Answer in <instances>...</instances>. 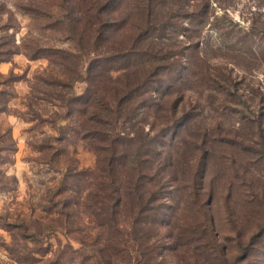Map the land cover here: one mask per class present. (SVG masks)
<instances>
[{
    "label": "rangeland",
    "instance_id": "obj_1",
    "mask_svg": "<svg viewBox=\"0 0 264 264\" xmlns=\"http://www.w3.org/2000/svg\"><path fill=\"white\" fill-rule=\"evenodd\" d=\"M66 1L74 9L72 15L80 18L81 14L75 6L76 0ZM62 2L0 0V58H6L0 60V108L6 107L0 111V264H46L53 257V251L59 247L68 243L74 247L81 245V235L74 231L76 225L68 223L65 215L60 214L65 210L64 195L58 192L63 188L66 177L93 169L97 157L90 145L77 134V111L62 104L55 96L68 90L79 95L85 90L86 83L79 78L75 80L78 75L74 71V80L69 79L66 67L61 65L58 57H51L52 60L44 56L30 59L26 55V50L42 46L72 53V61L67 66L73 70L88 65L94 53L86 52L83 55L80 50H88L94 42L90 39L80 40V31L83 29L77 19H74L72 25H66L63 17L66 11L61 6ZM135 2L125 0L116 4L114 9H109V14L121 22L132 17L135 20L141 19ZM200 4L202 12L208 15V21L200 27L199 36L205 43L203 47L210 62L214 65H227L230 69L239 61L250 68L243 70L235 66L234 81L229 87L243 93L249 105V108L244 106L246 114L250 115L258 107V100H261L260 111H263L264 0H206V4ZM195 6L194 0H160L154 17H171L189 27V14H192ZM253 26L257 27L255 34L247 37L245 44L249 45L253 41L259 53L247 52L241 45L234 44V40L248 36L247 32ZM126 28L121 27L113 41L118 43ZM221 32L229 35L234 47H228L226 43L229 41L224 42ZM86 34L91 32L86 30ZM165 34L170 39L165 37L163 46L168 51L177 52L175 60L170 58V61H176L179 70L188 67V35L193 34L192 31L187 28L175 31L169 29ZM117 43H105L102 46H116ZM11 71L14 72L13 77H9ZM51 77L59 81L48 84ZM188 84L189 80L183 87L182 96L185 95V104L191 102L190 109L196 117L189 130L188 142L174 144V153L183 161L191 163L201 152L200 145L210 148L207 166L211 172L206 182L215 187L211 210L215 215L216 232L229 250L228 260L235 259L241 240L261 250L239 261V264H264V240L259 235H253L259 229V221L264 219V153L244 149L239 144H193L192 134L199 127L206 130L213 128V116L207 107L210 101L208 95L218 92L200 86L187 90ZM177 90L173 96L180 95ZM218 94L224 97L222 93ZM231 104L233 108L237 107L236 103ZM234 114L226 117L227 122L223 127L236 129L243 136L245 133L251 135L252 125L246 124L244 113ZM260 116L264 120V111ZM252 145L260 147V144ZM179 181L174 187L170 185L166 193L170 195L169 200L173 198L167 210H172V204L175 213L165 221L162 229L154 232L156 244H153L154 241L149 242L152 255L138 256L134 252L130 259L128 257L119 264H193L192 250L170 237L184 226V219L192 222L196 214L193 197L188 195L186 189H182L187 186L188 179L180 175ZM231 183L233 189L228 207L225 198L230 191L229 187L232 188ZM73 188L80 190L76 184ZM259 201L263 204L256 209ZM168 221H171L170 225ZM8 222L12 225H8ZM21 222H24L26 230L22 229ZM185 248L189 250L188 253ZM201 254L204 264H221L217 257L210 256L208 260ZM21 256L27 260L18 262Z\"/></svg>",
    "mask_w": 264,
    "mask_h": 264
},
{
    "label": "trees",
    "instance_id": "obj_2",
    "mask_svg": "<svg viewBox=\"0 0 264 264\" xmlns=\"http://www.w3.org/2000/svg\"><path fill=\"white\" fill-rule=\"evenodd\" d=\"M62 1L66 25H72L77 19L83 29L80 40L94 42L88 50H80L83 55L94 53L88 65L73 70L67 66L72 61V53L42 46L26 50V55L30 59L44 56L52 60L51 57H58L61 65L66 67L69 79L74 80V71L78 75L75 80L79 78L86 83L85 90L79 95L68 90L57 93L55 97L77 111V134L94 150L97 162L93 169L66 177L63 188L58 192L64 195L65 210L60 214L65 215L68 223L76 225L74 231L81 235V245L74 247L68 243L51 250L54 255L46 264H85L90 261L119 264L128 257L130 259L134 252L138 256L149 257L153 253L149 242L156 244L154 232L162 229L165 221L175 213L172 204V210H167L173 198L169 200L170 195L166 193L170 185L174 187L180 183V175L189 181L182 189L193 197L196 214L192 222L184 219V226L170 237L192 250L193 264H204L201 253L208 260L210 256L217 257L221 264H239V261L259 252L261 249L256 245L239 240V252L235 259L228 260L229 250L216 232L215 215L211 210L215 187L206 182L211 172L207 166L210 148L200 145L201 152L191 163L174 153V144L188 142L189 130L196 117L190 109L191 102L185 104V95L182 96L188 80L187 90L200 86L224 96L218 93L208 95L210 101L207 107L213 116V128L206 130L199 127L192 134L193 144H239L244 149L264 153L261 100L248 115L244 106L249 108V105L243 93L229 87L234 81L235 66L243 70L250 68L239 61L230 69L227 65H214L203 47L205 43L199 36L200 27L208 21V15L202 12L200 3L206 4V0H194L196 6L189 14V27L171 17L155 18L160 0H136L135 6L141 19L132 17L123 19V22L115 20L109 13L116 4L125 0H76L80 18L72 15L74 9L68 6L66 0ZM125 26L122 39L118 43L113 41L121 27ZM179 28H187L193 33L188 35L190 41L186 54L190 65L180 70L176 61H170V58L175 60L177 52L168 51L162 43L165 37L170 39L165 34L167 30ZM256 28L253 26L247 32L248 36L234 40V44L241 45L247 52L259 53L253 41L245 44L246 38L252 37ZM86 30L91 34H86ZM221 34L225 43L229 41L226 43L228 47H234L229 35L225 32ZM105 43L117 45L103 48ZM13 75L11 71L9 77ZM58 81L51 77L48 84ZM176 89L180 95L173 96ZM231 103H236L237 107L233 108ZM5 109L0 108V111ZM231 113H244L246 124L252 125L251 135L245 133V137L236 129L223 127ZM252 144H260V147ZM75 184L79 191L73 188ZM231 186L225 198L228 207L232 183ZM262 204L257 202L256 209ZM8 225L12 224L8 222ZM258 225V231L253 235H259L264 240V219ZM21 227L26 230L24 222H21ZM34 234L40 235L37 232ZM185 251L189 250L185 248ZM26 260L23 256L18 258V262Z\"/></svg>",
    "mask_w": 264,
    "mask_h": 264
}]
</instances>
